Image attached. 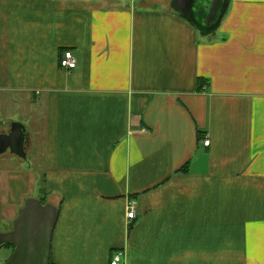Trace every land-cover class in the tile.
Listing matches in <instances>:
<instances>
[{
	"label": "crops",
	"instance_id": "0c3cea01",
	"mask_svg": "<svg viewBox=\"0 0 264 264\" xmlns=\"http://www.w3.org/2000/svg\"><path fill=\"white\" fill-rule=\"evenodd\" d=\"M174 1L0 0V234L45 192L54 264H264V0Z\"/></svg>",
	"mask_w": 264,
	"mask_h": 264
},
{
	"label": "water",
	"instance_id": "95a60500",
	"mask_svg": "<svg viewBox=\"0 0 264 264\" xmlns=\"http://www.w3.org/2000/svg\"><path fill=\"white\" fill-rule=\"evenodd\" d=\"M175 7L185 14L203 35H210L220 27L230 0H175ZM20 124L10 132L0 133V154L11 150L26 158V138ZM60 211L52 203L29 198L19 210L13 229L0 234V247L15 246L5 264H50L52 240Z\"/></svg>",
	"mask_w": 264,
	"mask_h": 264
},
{
	"label": "built area",
	"instance_id": "2783aa9c",
	"mask_svg": "<svg viewBox=\"0 0 264 264\" xmlns=\"http://www.w3.org/2000/svg\"><path fill=\"white\" fill-rule=\"evenodd\" d=\"M60 65L68 70L74 69L77 66V58L75 56V54L71 51V50H66L65 52H63V55L61 57L60 60ZM204 144L206 146H209L210 144V140L206 139L204 141ZM137 216L136 213V209H135V203H132L129 208H128V212H127V217L129 219H135ZM125 256L124 251H118L114 254V257L112 259L111 264H122V260Z\"/></svg>",
	"mask_w": 264,
	"mask_h": 264
},
{
	"label": "trees",
	"instance_id": "16d2710c",
	"mask_svg": "<svg viewBox=\"0 0 264 264\" xmlns=\"http://www.w3.org/2000/svg\"><path fill=\"white\" fill-rule=\"evenodd\" d=\"M41 201H42L43 203H47L45 197H42V198H41ZM58 209H59V211L61 210L60 207H58ZM6 245H12V244H6ZM12 247L15 248L14 245H12ZM50 264H54V263L52 262V258H51V260H50Z\"/></svg>",
	"mask_w": 264,
	"mask_h": 264
},
{
	"label": "rangeland",
	"instance_id": "374dc122",
	"mask_svg": "<svg viewBox=\"0 0 264 264\" xmlns=\"http://www.w3.org/2000/svg\"><path fill=\"white\" fill-rule=\"evenodd\" d=\"M41 193H42V194H40L39 196H41V195H42L43 197H45V196H46V194H47V193H45V192H41Z\"/></svg>",
	"mask_w": 264,
	"mask_h": 264
},
{
	"label": "flooded vegetation",
	"instance_id": "af4514ba",
	"mask_svg": "<svg viewBox=\"0 0 264 264\" xmlns=\"http://www.w3.org/2000/svg\"><path fill=\"white\" fill-rule=\"evenodd\" d=\"M3 131L7 132V130H3Z\"/></svg>",
	"mask_w": 264,
	"mask_h": 264
}]
</instances>
